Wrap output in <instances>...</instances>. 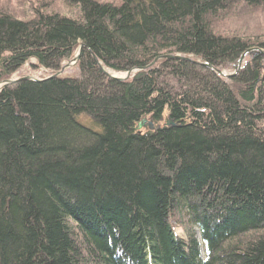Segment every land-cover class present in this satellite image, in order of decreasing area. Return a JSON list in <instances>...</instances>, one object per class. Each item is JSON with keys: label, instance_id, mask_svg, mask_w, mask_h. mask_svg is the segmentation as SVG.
Wrapping results in <instances>:
<instances>
[{"label": "trees", "instance_id": "1", "mask_svg": "<svg viewBox=\"0 0 264 264\" xmlns=\"http://www.w3.org/2000/svg\"><path fill=\"white\" fill-rule=\"evenodd\" d=\"M61 3L18 18L0 2V81L84 46L77 76L0 91V264H264L261 58L229 79L163 59L233 73L264 35L220 21L264 0Z\"/></svg>", "mask_w": 264, "mask_h": 264}, {"label": "rangeland", "instance_id": "2", "mask_svg": "<svg viewBox=\"0 0 264 264\" xmlns=\"http://www.w3.org/2000/svg\"><path fill=\"white\" fill-rule=\"evenodd\" d=\"M5 2L7 5L8 9L14 13L18 18H25V15H30L32 14L33 10H41V11H51V12H61L64 13L66 11L64 3H61V0H0V2ZM10 1H12L10 5ZM8 10V11H9ZM248 12V18L246 17V12ZM247 10H242V11H237L236 14L233 15L229 20L223 19L221 22L227 23L228 24L226 28H231L232 31L240 32L239 34L250 38H257L259 36L264 35V13H251L249 9ZM9 11V12H10ZM75 10L72 9V12L68 10L67 15L74 16ZM236 16H240V18L236 19ZM218 24V22L216 23ZM243 28V29H242ZM221 32V31H219ZM261 50V49H260ZM248 55V54H247ZM245 56L243 59V62H245V59H249L250 57H254L252 55ZM260 56V55H259ZM264 56V55H263ZM76 57V55H75ZM75 57L72 59H69L65 62H63L61 66L60 72L62 73L60 77H73L78 75V68H77V63H75ZM261 58V65L263 66L264 70V57L260 56ZM244 64V63H243ZM59 71L56 73H60ZM111 75L117 76L119 78H126V74H114L111 71H108ZM235 71L233 70V73ZM56 73H52L42 67L36 66V61H30L26 63L13 77L14 80L23 78V77H33L36 79L44 80L46 78L52 77ZM136 72L133 71L130 73L129 78L131 75H134ZM226 75H231L233 73L224 71ZM55 77V76H54ZM4 86V84L0 85V89ZM88 122H87V121ZM78 121L86 126L89 127L87 124L90 123V119L82 116L79 117ZM187 227V226H186ZM193 232L195 233V238L199 241L200 235L199 232L196 231V229H193ZM175 234L179 236L182 240L188 241V235L185 230L182 228L176 227L175 229Z\"/></svg>", "mask_w": 264, "mask_h": 264}, {"label": "water", "instance_id": "3", "mask_svg": "<svg viewBox=\"0 0 264 264\" xmlns=\"http://www.w3.org/2000/svg\"><path fill=\"white\" fill-rule=\"evenodd\" d=\"M83 48H84V46L81 45V47H80V49H79V51H78V53H77V57L75 58V59H76L75 61H78V60H79V57H80V54H81V51H82ZM247 54H248V55H252V56L260 55V56L264 57V56H263V55H264L263 50H260V49L249 50L248 52L244 53V54L241 56L240 60L238 61L237 68L235 69V70H236V73H234V74H232V75H226L223 71L215 70L212 66H210V65H208V64H206V63H203V62H200V61H195V60H192V59H190V58L180 57V56H174V57H172V56H166L165 58H166V59L184 60V61L192 62V63H194V64H196V65H198V66H205L206 68H208V69L214 71L217 75L229 79V78H232L233 76H235L236 74L239 73V71L241 70V68H242V66H243V59L245 58V56H246ZM158 60H160V59H158ZM158 60H157V61H158ZM95 61L98 63L99 68H100V69H101V70H102V71H103V72H104L109 78L116 79V80H119V81H125V80L129 79V75H130L131 72H133V71H139V70L129 71V72L126 73V78H122V79H121V78H119V77H117V76H114V75L109 74L108 71L103 67V65H102L97 59H95ZM261 69H263V66H262V65H261ZM61 74H62V73L60 72L57 76L59 77ZM55 77H56V76H55ZM26 79H30V78H26ZM146 123H147L146 120H143L141 123H139V125H138V127H137V130H140V129H142V128H145L147 125H148V127H149L150 130H153V129H154V126H153L152 123H148V124H146ZM166 125H171V126H173L174 123H173V121H168V122L166 123Z\"/></svg>", "mask_w": 264, "mask_h": 264}, {"label": "bare ground", "instance_id": "4", "mask_svg": "<svg viewBox=\"0 0 264 264\" xmlns=\"http://www.w3.org/2000/svg\"><path fill=\"white\" fill-rule=\"evenodd\" d=\"M256 49H259V48H256ZM170 56V55H169ZM248 56V55H247ZM259 56V55H258ZM166 57V56H165ZM165 57H163V59H166ZM172 57H174V56H172ZM250 58H252V57H250ZM170 60H172V59H170ZM176 60V59H175ZM245 61H246V59H245ZM157 63V60L154 62V63H152L150 66H153L154 64H156ZM244 63V62H243ZM237 65H238V63H237ZM237 68V67H236ZM107 70V69H106ZM108 71V70H107ZM109 73V72H108ZM113 73V72H112ZM110 74V73H109ZM114 74H116V73H114ZM106 75V74H105ZM219 76V75H218ZM14 77V76H13ZM13 77H12V79H10L9 81H0V85L1 84H4V86L0 89V91L3 89V88H5V87H8V86H11V85H14V84H16V83H18V82H20L21 80H30V81H34V82H39V81H46V80H50V79H54V78H60V77H58V76H56V77H49V78H46V79H44V80H40V79H36V78H33V77H23V78H19V79H16V80H14L13 79ZM26 78H30V79H26ZM227 79V78H226ZM114 80H116V79H114ZM128 80V79H127Z\"/></svg>", "mask_w": 264, "mask_h": 264}]
</instances>
